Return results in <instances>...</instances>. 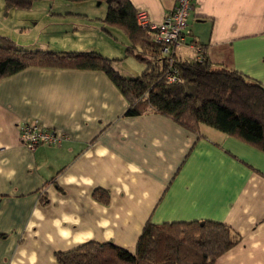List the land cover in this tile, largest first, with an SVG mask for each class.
Instances as JSON below:
<instances>
[{"label": "crops", "instance_id": "obj_1", "mask_svg": "<svg viewBox=\"0 0 264 264\" xmlns=\"http://www.w3.org/2000/svg\"><path fill=\"white\" fill-rule=\"evenodd\" d=\"M129 1L156 24L176 0ZM106 11L98 0H0V35L29 49L97 51L139 76L144 63L135 76L121 67L129 40L113 41L124 31L105 24ZM187 21V42L211 64L264 85V0H193ZM90 33L103 45L87 46ZM175 53L193 57L187 45ZM127 108L100 70L32 66L0 79V264H59L57 252L88 241L133 254L146 223L194 220L239 237L214 264H264V152L206 124L195 133ZM35 121L59 144L24 145L20 129Z\"/></svg>", "mask_w": 264, "mask_h": 264}, {"label": "trees", "instance_id": "obj_2", "mask_svg": "<svg viewBox=\"0 0 264 264\" xmlns=\"http://www.w3.org/2000/svg\"><path fill=\"white\" fill-rule=\"evenodd\" d=\"M5 1L15 8H28L34 0ZM98 1L107 4L105 24L128 36L127 54L145 64L139 76H122L113 68L114 60L97 51L29 49L0 35V79L32 66L100 70L127 100L125 116L159 113L195 133L206 124L264 152L263 84L231 67L211 64L205 54L198 61L194 56L179 58L176 53L172 60L179 81L169 83L165 78L167 58L154 42V32L137 24V9L131 2ZM238 241L234 231L215 221L148 222L133 254L110 242L88 241L57 252L55 257L59 264H214Z\"/></svg>", "mask_w": 264, "mask_h": 264}, {"label": "built area", "instance_id": "obj_3", "mask_svg": "<svg viewBox=\"0 0 264 264\" xmlns=\"http://www.w3.org/2000/svg\"><path fill=\"white\" fill-rule=\"evenodd\" d=\"M193 0H176L171 11L156 24L149 21L146 11H136V22L140 27L153 31V40L161 48V53L167 58L165 78L169 83L179 81L178 71L173 63L175 49L187 45L195 58L201 61L204 50L194 41L187 42L189 24L187 18L192 8ZM189 43V44H188ZM62 136L42 128L37 121L27 123L20 129V141L28 148L33 149L39 144H59Z\"/></svg>", "mask_w": 264, "mask_h": 264}, {"label": "rangeland", "instance_id": "obj_4", "mask_svg": "<svg viewBox=\"0 0 264 264\" xmlns=\"http://www.w3.org/2000/svg\"><path fill=\"white\" fill-rule=\"evenodd\" d=\"M120 31V30H119ZM104 32V31H103ZM105 34H107L106 32H104ZM93 33L88 34V36L86 38H84V41L86 42L87 46H90L92 44H97L99 46L103 45V42L101 39H99V37L97 35L92 36ZM113 37V36H112ZM124 37V39H123ZM88 38V39H87ZM104 40V39H103ZM119 41V43L125 41H128L126 34H124V32L120 31L119 35L113 37V41ZM88 41V43H87ZM121 48V52H123V54H125V50L121 44L120 46ZM126 49V47H125ZM121 67H123L124 70H128L133 76H135V74H137V72L140 71V61H138V59L135 56H126L124 57V59L122 61H120Z\"/></svg>", "mask_w": 264, "mask_h": 264}]
</instances>
